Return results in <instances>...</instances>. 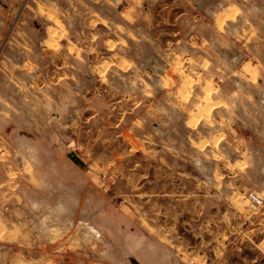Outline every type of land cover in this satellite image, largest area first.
Returning <instances> with one entry per match:
<instances>
[{
	"label": "rangeland",
	"instance_id": "374dc122",
	"mask_svg": "<svg viewBox=\"0 0 264 264\" xmlns=\"http://www.w3.org/2000/svg\"><path fill=\"white\" fill-rule=\"evenodd\" d=\"M198 1L199 5L204 2ZM212 1L216 2L215 6L207 7L204 13H189L181 21L179 37L185 43L177 48L180 57L173 65L181 70L180 79L177 76L167 79L176 84L183 81L184 86L191 89L190 95L187 93L182 97L194 104V109L190 108V117L196 123L210 111V127L200 125L195 128L197 133L204 130L211 137L216 135L214 144H217L218 151L229 149L225 142L229 136L235 137L237 132L247 134L249 141H243L238 148L257 155L264 166V90L254 88L257 89L256 99L243 102L250 106L247 110L219 108L220 102L217 101L224 81H231L235 88L242 89V93L252 90L249 82L241 80V74H251L253 82H257L259 72L257 67H251V63L264 64V0H243L247 4L245 13L239 15L234 20L236 22L227 23L222 31L225 42L220 40L221 36L220 41L209 40L203 47V32H208L204 31L203 21L214 23L220 11L229 7L228 1ZM127 5V0L111 1L110 4L101 0H0V264H74L86 255L106 258L115 264H181L174 261L175 250L168 247L170 243L160 239L168 245L165 246L154 236H144L138 222L130 220L126 202L120 192L115 191L118 183L114 184L113 180L119 175L104 162L96 165V161L90 158L88 152L92 143L66 141L65 124L53 125L51 130L48 122L50 110L43 105L36 111L25 108L22 102L25 95L19 94L18 87L12 82L16 83L15 77L19 76L20 89L27 88L23 79L27 73V58L31 57V62L38 64V70L48 63L49 59L41 58V43L47 37L49 27L61 24L67 35L62 34V38L89 36L90 32H97L106 39L114 38L121 36L114 29L112 31L116 34L112 32L110 35L103 27L96 32L84 27L90 17L89 8L112 22L123 23L117 9L123 10ZM228 11L225 9L224 12ZM53 37L57 36L54 34ZM251 38L259 44V55L255 56L258 61L240 52L236 54L235 46L243 47V51L249 54L253 47L250 49L247 46L250 43H245ZM151 39L152 36L146 34L141 37L140 44L131 46V52L126 53L139 60L136 69L108 74L116 95L103 91L101 94L110 106L117 96L123 95L126 101L129 97H140L147 104L156 95H161L162 92L158 93L160 75L170 68V63L156 55L160 51L153 49ZM188 53L190 55L186 56ZM246 62L249 64L242 70ZM38 96L43 99L42 94ZM87 108L83 110L84 119L97 111L100 123L111 117V114L106 115V108L100 107V102ZM235 117L244 124L241 126ZM150 128H155L153 122ZM232 181L246 188L248 194L257 193L264 201L261 194L264 192V167L261 172L237 176ZM138 192L133 191V194ZM240 202H245L242 208L246 228L258 212L250 211L248 195L245 200L241 197L235 201L232 209L236 207L238 210ZM170 204L169 201L159 202L158 206L163 205L161 214L165 209L178 208ZM224 208L228 209L225 203ZM135 209L139 217L138 206ZM214 212H211L212 216L218 214ZM154 213L155 210L149 212L153 217ZM91 218L100 226L102 237L91 238L88 234V226H97L90 221ZM263 235L264 232L253 237L250 244L257 246ZM159 245L168 250H160ZM213 247H217L216 242L210 247L212 257ZM242 247L247 258L257 255L248 244L243 243ZM258 252L264 256L262 251ZM236 258L232 256L234 261Z\"/></svg>",
	"mask_w": 264,
	"mask_h": 264
},
{
	"label": "crops",
	"instance_id": "0c3cea01",
	"mask_svg": "<svg viewBox=\"0 0 264 264\" xmlns=\"http://www.w3.org/2000/svg\"><path fill=\"white\" fill-rule=\"evenodd\" d=\"M101 1L110 4L111 1L120 0ZM127 1L125 9L115 7L123 23L103 18L93 8H89L90 17L84 23V27L90 31L96 32L99 27H103L110 35L114 29L121 36L106 39L97 32H90L89 36L70 38L68 35L67 38L61 24L47 29V37L41 43L44 47L41 58L49 59L48 63L38 70V64L31 62V57L27 58V73L26 78H23L27 88L20 89L19 76L15 77L16 83L12 81L18 87L19 94L25 95V100L22 99L25 108L36 111L43 105V108L50 110L48 114L53 117L50 116L48 121L51 130L53 125L65 124L66 141L84 140L92 143L88 152L90 158L96 161V165L104 162L119 175L113 180L114 184L118 183L115 191L120 192L126 202L125 207L130 214L128 216L130 220L138 222L144 236H154L159 241L161 239L166 244L170 243L168 246L160 241L175 250L173 255L175 262L264 264V256L258 252L260 250L262 254L264 253V235L259 239L257 246L253 247L250 244L253 237L264 232V206L246 228L242 208L245 202L238 204L240 205L238 210L236 207L232 209L235 201L241 197L245 200L248 195L246 188L243 189L232 180L237 176L243 177L244 174L261 172L264 167L257 155L238 148L243 141H249L250 136L237 132L235 137L229 136L225 140L229 144V149L216 150L217 144H214L216 135L211 137V134L207 135L204 130L196 132L195 128L200 125L210 127L211 118L205 115L197 123L191 119L190 108L194 109V104L186 102L182 97L187 93L191 94L189 86L186 88L183 81L176 84L177 82L167 79L169 76L179 77L181 72L173 65L180 57L177 48L185 43L179 37L181 29L179 25L184 16L193 12L204 13L207 7L215 6L216 2L204 0L202 5H199L198 0ZM223 1L229 2V7L225 8L229 13L224 12V9L215 17L214 23L203 21L205 27L203 29L208 31L206 34L203 32V47L209 40L218 39L225 42L222 36L225 25L236 22L234 20L245 13L244 9L247 8L243 0H238L239 2L218 0ZM202 17L204 18L203 15ZM54 34L57 37H53ZM62 34H65L63 38L60 37ZM146 34L152 36L151 41H154L155 46L153 49L160 51L156 55L170 63V68L160 75L162 79L158 83L160 84L158 93H162L156 95L154 100L147 101V104L140 97L138 99L129 97L126 101L123 95L117 96L116 101L110 106L101 94L102 91L106 94H115L108 74L111 71L127 73L137 68L139 60L126 53L131 52V46L140 44L141 37H145ZM247 43H250L247 45L250 49L253 47L250 55L243 51V47L235 46L236 54L240 52L241 55L258 61L255 57L259 55L257 54L259 44L256 39L251 38L245 44ZM203 58L205 60V56ZM189 60L188 58L187 61ZM248 64L246 62L242 70H245ZM262 66L264 64L251 63V67H257L259 72L255 83L251 74H241V80L249 82L252 90L243 92L246 96L243 95L242 89L235 88L231 81H224L220 88V98L217 100L220 102L218 107L242 110L250 108L243 102L256 99L257 89L254 88L264 90ZM40 94L44 100L39 98ZM97 102L98 104L100 102V107L107 109L106 115L111 114L104 123L99 122L98 111L88 118H83V110ZM235 119L241 122V126L244 124L241 119L236 117ZM152 122L154 129L150 128ZM133 191L139 192L134 195ZM261 194L264 195V192L261 191ZM138 199L140 201H137ZM162 201L163 203L169 201L172 203L171 206L176 205L178 208L167 211L165 209L164 214H161L163 211L161 207L163 208L164 204L161 207L158 205ZM224 203L228 205V209L223 210ZM90 205L92 207V204ZM136 206L139 217L136 214ZM154 210L153 217L149 212L153 213ZM212 211L218 214L215 215L214 212V217L211 215ZM90 221L97 225L94 218ZM94 227L100 231V226ZM215 232L216 235H213ZM90 237L96 238L93 233ZM213 242L217 243V247L215 249L213 247L214 257L210 255ZM243 243L254 249L257 255L247 258L243 251ZM159 247L162 251L168 250L162 245ZM233 255L237 257L236 261L232 259ZM74 264L115 263L106 258L99 259L86 255L76 260Z\"/></svg>",
	"mask_w": 264,
	"mask_h": 264
},
{
	"label": "built area",
	"instance_id": "2783aa9c",
	"mask_svg": "<svg viewBox=\"0 0 264 264\" xmlns=\"http://www.w3.org/2000/svg\"><path fill=\"white\" fill-rule=\"evenodd\" d=\"M248 201H249V209L252 213L259 212L264 206L263 199L257 193L250 192L248 194Z\"/></svg>",
	"mask_w": 264,
	"mask_h": 264
},
{
	"label": "bare ground",
	"instance_id": "6f19581e",
	"mask_svg": "<svg viewBox=\"0 0 264 264\" xmlns=\"http://www.w3.org/2000/svg\"><path fill=\"white\" fill-rule=\"evenodd\" d=\"M207 109H208V107H207ZM207 109L205 108L204 110L206 111ZM209 112L207 114L205 113V115L208 116ZM195 122H196V120H195ZM87 230L89 233H91V235H92V233L95 234L96 238H99L101 236L100 231L98 230L97 227L88 226Z\"/></svg>",
	"mask_w": 264,
	"mask_h": 264
},
{
	"label": "trees",
	"instance_id": "16d2710c",
	"mask_svg": "<svg viewBox=\"0 0 264 264\" xmlns=\"http://www.w3.org/2000/svg\"><path fill=\"white\" fill-rule=\"evenodd\" d=\"M78 164H79V162L78 161H76Z\"/></svg>",
	"mask_w": 264,
	"mask_h": 264
}]
</instances>
